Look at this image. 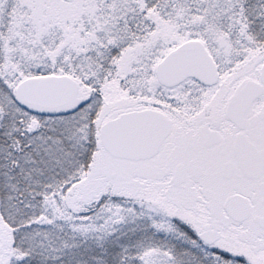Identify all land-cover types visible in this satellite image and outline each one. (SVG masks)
<instances>
[{
	"label": "snow or ice",
	"instance_id": "obj_1",
	"mask_svg": "<svg viewBox=\"0 0 264 264\" xmlns=\"http://www.w3.org/2000/svg\"><path fill=\"white\" fill-rule=\"evenodd\" d=\"M0 264H264V0H0Z\"/></svg>",
	"mask_w": 264,
	"mask_h": 264
}]
</instances>
